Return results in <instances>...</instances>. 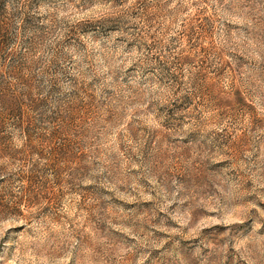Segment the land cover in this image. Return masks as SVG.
Returning <instances> with one entry per match:
<instances>
[{
    "label": "rangeland",
    "instance_id": "374dc122",
    "mask_svg": "<svg viewBox=\"0 0 264 264\" xmlns=\"http://www.w3.org/2000/svg\"><path fill=\"white\" fill-rule=\"evenodd\" d=\"M0 264H264V0H0Z\"/></svg>",
    "mask_w": 264,
    "mask_h": 264
}]
</instances>
